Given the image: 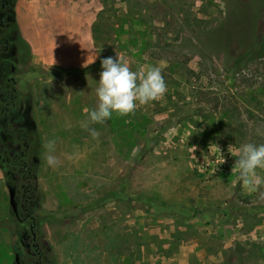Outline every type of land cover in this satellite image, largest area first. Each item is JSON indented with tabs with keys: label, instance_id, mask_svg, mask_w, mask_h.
<instances>
[{
	"label": "rangeland",
	"instance_id": "rangeland-1",
	"mask_svg": "<svg viewBox=\"0 0 264 264\" xmlns=\"http://www.w3.org/2000/svg\"><path fill=\"white\" fill-rule=\"evenodd\" d=\"M79 1L96 62L31 59L10 76L8 123L0 103V264H264V200L231 170L235 148L264 144V0ZM10 5L0 0V40ZM110 56L160 67L167 90L91 125L93 138L84 109ZM209 144L225 160L217 170Z\"/></svg>",
	"mask_w": 264,
	"mask_h": 264
},
{
	"label": "clouds",
	"instance_id": "clouds-1",
	"mask_svg": "<svg viewBox=\"0 0 264 264\" xmlns=\"http://www.w3.org/2000/svg\"><path fill=\"white\" fill-rule=\"evenodd\" d=\"M98 58L94 56L91 63ZM90 63V64H91ZM102 71L99 73L98 81H95L96 104L92 109L85 108L86 120L82 126L93 138L98 136V132L93 124H103L112 114L127 115L132 113L138 104H147L161 99L167 90V85L161 74V68L156 66H146L143 69L133 71L128 62L123 58L115 59L106 57L100 60ZM47 154L46 164L55 167L59 161L54 153V141L49 140L45 146ZM229 146V148H231ZM194 149V147H192ZM211 150L212 156H208L207 165L216 164L217 167L225 160L218 146L209 144L207 149ZM235 162L232 171L237 173V181L249 193L259 192V199L264 200V144L243 143L235 148ZM218 154V157H216ZM202 171L206 170L204 165Z\"/></svg>",
	"mask_w": 264,
	"mask_h": 264
},
{
	"label": "crops",
	"instance_id": "crops-1",
	"mask_svg": "<svg viewBox=\"0 0 264 264\" xmlns=\"http://www.w3.org/2000/svg\"><path fill=\"white\" fill-rule=\"evenodd\" d=\"M14 19L32 59L47 68L92 66V13L79 0H16ZM91 63V64H90ZM3 190L0 189V197Z\"/></svg>",
	"mask_w": 264,
	"mask_h": 264
},
{
	"label": "trees",
	"instance_id": "trees-1",
	"mask_svg": "<svg viewBox=\"0 0 264 264\" xmlns=\"http://www.w3.org/2000/svg\"><path fill=\"white\" fill-rule=\"evenodd\" d=\"M16 0H13V3L15 4ZM8 11H12V19H10V22L12 23V31L6 34V38L10 37V44H9V55L10 59H6V62L0 63V84L4 82L6 86L8 87V90L6 91V96L0 98V103L5 104L6 101V122L10 115H14V104H13V96L15 94L14 91V81L10 78L13 71L18 66H27L29 62L32 59V52L29 44L22 38L20 31L18 29V26L15 22L13 12L14 9L9 6ZM1 45V44H0ZM258 55L261 56L264 54V41L259 45ZM3 66L5 69H3ZM5 111V110H4ZM19 121V119H17ZM8 123V122H7Z\"/></svg>",
	"mask_w": 264,
	"mask_h": 264
},
{
	"label": "flooded vegetation",
	"instance_id": "flooded-vegetation-1",
	"mask_svg": "<svg viewBox=\"0 0 264 264\" xmlns=\"http://www.w3.org/2000/svg\"><path fill=\"white\" fill-rule=\"evenodd\" d=\"M4 8H5V5L4 4H1V10L2 11H4ZM0 44H1V46H2V48L0 49V57L1 56H4L3 58V61L2 62H6V59H10V55H9V44H10V39L9 38H5V39H3V40H0ZM3 69H5L4 68V66H3ZM9 92V91H8ZM1 95H4V97L6 96V91H0V96ZM5 103H6V101H5ZM3 109H5V111H6V104H4V108ZM30 228L32 229L33 227L32 226H30Z\"/></svg>",
	"mask_w": 264,
	"mask_h": 264
},
{
	"label": "water",
	"instance_id": "water-1",
	"mask_svg": "<svg viewBox=\"0 0 264 264\" xmlns=\"http://www.w3.org/2000/svg\"><path fill=\"white\" fill-rule=\"evenodd\" d=\"M9 197H10V205L13 207V194L11 191H9Z\"/></svg>",
	"mask_w": 264,
	"mask_h": 264
}]
</instances>
